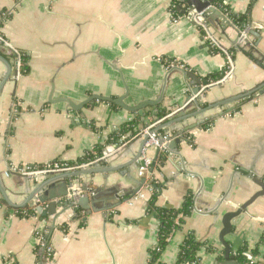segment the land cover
Wrapping results in <instances>:
<instances>
[{
  "label": "crops",
  "instance_id": "obj_1",
  "mask_svg": "<svg viewBox=\"0 0 264 264\" xmlns=\"http://www.w3.org/2000/svg\"><path fill=\"white\" fill-rule=\"evenodd\" d=\"M223 1L235 13L249 10L257 37L214 17L203 21L202 36L200 24L172 15L171 0H0V32L30 59L25 75H16L14 62H8L11 74L0 90V264H149L158 222L146 200H129L152 181L160 184L158 206L179 208L188 192L193 196L191 213L168 239L159 262L174 264L188 233L201 244V264L222 256V215L260 189L249 173L264 182V0ZM207 42L234 49L233 57L210 53ZM162 57L172 63L165 67ZM227 64L221 82L203 84ZM175 67L194 73L202 84H191ZM8 72L0 60V83ZM165 79L157 106L170 114L155 130L171 132L170 142L180 141L173 152L148 150L152 164L142 173V136L129 144L122 138L108 142L110 133L134 114L101 101L75 112L62 100L77 104L92 94L114 98L127 87L124 102L135 105L156 99ZM261 86L262 92L244 97L248 100L237 112L221 113V104L233 106L243 98L228 99ZM204 102L208 107L199 108ZM144 111L150 112L148 119H156L157 108ZM214 117L210 128L199 127ZM97 144L106 147L102 155L70 170L85 172L71 180L38 189L50 173L23 176L12 171L56 160L74 162ZM250 168L254 173H248ZM64 181L80 187V196L88 197L95 210L86 214L62 197L56 199L55 215L38 213L36 207L46 211L48 201L37 198L50 187L54 193L63 191ZM24 207L37 213L19 215L17 209ZM232 225L226 237L232 254L245 245L246 251L264 258V195Z\"/></svg>",
  "mask_w": 264,
  "mask_h": 264
},
{
  "label": "trees",
  "instance_id": "obj_2",
  "mask_svg": "<svg viewBox=\"0 0 264 264\" xmlns=\"http://www.w3.org/2000/svg\"><path fill=\"white\" fill-rule=\"evenodd\" d=\"M200 1H209L210 5L213 6L215 9L220 11L221 14H223L228 21L231 22L233 26H235L240 31H245L250 26V18H249V10L245 13H235L233 12L229 6L223 1V0H200ZM178 7H180L182 10L185 11V13L188 11L187 5L185 3H182L181 0H171L170 4V12L174 17L179 16H185L186 14H181L178 11ZM206 27V24H200L199 29L202 36L205 35L204 28ZM207 47L209 49V52L212 54H220L224 56L227 60H231L230 57H233L235 50L234 49H224L222 47H219L218 45H213L210 42H207ZM8 43L6 41L5 36L0 32V56H2L6 61L8 62H15L17 61V72L18 74L25 75L29 72V55L24 50H18L14 49L13 53L12 51H8ZM249 56H251L250 53H248ZM161 62L165 67H168L170 63H172L171 59H167L165 57L161 58ZM175 64L179 65L178 62H175ZM229 68V65L227 64L226 67H224L220 72H214L209 75H207L204 78V82L208 83H218L221 82L225 76V73L227 72ZM248 98H243L240 101H238L233 106L227 105V104H221L220 107L221 113L223 115H232L235 112H237L240 108V106L246 101ZM112 108H119L115 104L111 102H107ZM94 104V102L92 103ZM209 104L207 103H201L199 104V108L205 109L208 107ZM157 108V112L154 116H156V119H151L149 117L150 112H145L143 116L134 115L133 119L129 122L123 123L120 125L116 130L112 131L110 133V140L108 142H117L120 138H123L124 143L129 144L133 140L139 138L141 136V131L149 127L150 129H155L158 124L161 123V121L166 120V116H168L170 113L166 111L165 109H161L159 106H155ZM214 118H208L203 120L201 123H199V127L202 129H208L210 126H212L214 122ZM91 128L96 130V126L92 123L90 124ZM159 134L164 135L166 133V130L161 129L158 131ZM184 137L188 136L187 132L183 133ZM105 145L104 144H97L94 149L90 152H86L83 157L80 159L74 161V162H62L66 167L74 169H79L80 166L83 164H87L90 162L95 161L98 159L104 150ZM160 162H163L164 156L160 155L159 157ZM151 191L149 192V196L146 197V207L147 210L154 213L155 218L158 222V238H157V244L156 247L150 251V260L149 264H162L159 262V257L163 250L166 248V245L168 243V239L172 235V233L176 230H179L181 225L184 222V219L186 216H188L192 211L193 206V196L192 193L188 192L183 199V202L179 208H173V207H166V206H158L156 204V200L158 197V194L160 193V184L156 183L155 181H152L149 183ZM80 209L78 207L74 208V213L77 217L80 216ZM17 212L21 216H31L36 214L34 208L24 207L17 209ZM61 229L66 231L65 225L61 226ZM45 238V237H44ZM260 242H264V235L260 239ZM201 248V244L198 243L195 239L192 233H188L184 236L183 242L180 246V249L178 251L177 259L174 264H201L200 263V257L198 256V252ZM246 246L243 245L242 247H239L235 252L234 255L236 256L237 260L240 264H251L248 262V260L243 256V253L246 251ZM253 255H257V252L250 251ZM255 264H264V262H256Z\"/></svg>",
  "mask_w": 264,
  "mask_h": 264
},
{
  "label": "water",
  "instance_id": "obj_3",
  "mask_svg": "<svg viewBox=\"0 0 264 264\" xmlns=\"http://www.w3.org/2000/svg\"><path fill=\"white\" fill-rule=\"evenodd\" d=\"M181 2L185 3V5H187L188 11L185 13V11L182 10L180 7L177 8L178 11L181 14H186L187 19L190 20L191 22H193L194 24H197V23L203 24V21L205 20L206 17L219 18V19H221L222 22L229 23L227 18L224 15H222L220 13V11H218L217 9H215L213 6L210 5L209 1L181 0ZM248 33H250L256 37L258 35V33L253 31L250 28V26L245 31V34H248ZM13 50L14 49L9 45L8 51H12L13 53H15ZM0 60L7 65L8 71H9L8 75H6V77L0 83V90H1L3 84L5 83V81L8 79V77L11 74L12 66L2 56H0ZM17 64H18L17 61H15L14 62L15 67L17 66ZM175 69H179V68L175 67ZM179 71H181L183 73L184 77H188L191 79V84H196L197 86L202 84L199 77L197 75H195L194 73H192L190 71L183 70V69H179ZM17 73L18 72L16 69L15 74L17 75ZM165 83H166V79L164 81V85L162 87L160 95L156 99H154V100H143V101H141L135 105H128L127 103L124 102V99L128 95L127 87H125V93L123 95L118 96V97H114V98L108 97V96H100L97 94H92V95H89L84 101L77 103V104L73 103L70 99L65 98L62 100L67 104V106L69 108H71L75 112L81 111L83 108L87 107L91 102L101 101V102H105V103L111 102V103L115 104L117 107H119V108H121V109H123L129 113H132V114L138 115V116H143L144 110L146 108L155 107V106L160 104V101H161L162 96H163V90H164ZM203 84L206 85V82H203ZM194 91L195 92H193V93H197L199 91V89L195 88ZM262 91L263 90H262V86H261V87H258L256 89H253L251 91H247V92L243 93L242 95H238V96L234 97L233 99H228V100L229 101L239 100L241 98L251 96V95L255 94L256 92H262ZM146 139H147V136H145L143 138V145H144ZM179 141H180V139H175V140L169 142L166 145L165 149H169V151L173 152L174 146L176 144H178ZM141 152H142V150H141ZM140 155H141V153H140ZM140 155H139V157H140ZM139 162L142 165L141 161H139ZM82 172H84V171L76 170V171H66V172H51L49 174L50 180L37 185L36 188H38V189L43 188L44 186L48 185L52 181L59 180V179L65 180V178H67V179L71 180V178L74 175H78V173L80 174ZM249 172L254 173L252 168H250V171H248V173ZM39 175L41 176L43 174H39ZM249 176H251L252 181L254 183H256L260 189L257 192H255L247 201H245L244 203L239 205L236 209H234L232 211H228L222 215L221 229H220L219 234H218V241L220 242V244L223 247V254L219 258H215L210 264H240L239 261L237 260L236 256L234 254H232L230 245H229L228 241L226 240V237L232 234V226H233L232 222H233V220L236 217H238L240 214L245 212L248 205H250L257 197L264 195V182L260 178H258L257 176H255V175L252 176L251 173H249ZM62 187H64L65 189L63 191H59L57 193H54L52 187L46 189V191H44L43 195H41L39 198H37V200L39 203H44V202L48 201V208L46 211H43L41 206H37L36 211L38 213H40L42 216L55 215V210H56V207L58 206L56 199L62 198V197L67 198V204L68 205H70V206L78 205L83 210L86 211V214H88L90 212V210H93V211L95 210L89 205L90 199H88V197H82V195L81 196L76 195L77 189H79L80 187H77L75 184L73 185L71 182H68V181L67 182L64 181V183H62ZM83 220H85V218Z\"/></svg>",
  "mask_w": 264,
  "mask_h": 264
},
{
  "label": "built area",
  "instance_id": "obj_4",
  "mask_svg": "<svg viewBox=\"0 0 264 264\" xmlns=\"http://www.w3.org/2000/svg\"><path fill=\"white\" fill-rule=\"evenodd\" d=\"M141 136L144 138L147 136V139L143 145L141 155L139 157V160L141 161L142 165L140 166V173L147 171V169L151 166L152 161L151 159L146 155L148 150L150 149H158V150H164L166 145L170 142L172 139V133L166 132L164 135L159 134L158 131L155 129H150L149 127L144 128L141 131ZM120 142H124L123 138L120 140ZM126 144V142L124 143ZM85 164H83L84 166ZM72 170L71 168L66 167L63 163L60 161H52L42 167L37 166H23V167H16L12 171L14 173L23 175V176H37L39 174H47L51 172H66ZM151 191L149 184H146L141 187L140 190L136 192V194L130 198L129 202L135 199H141L146 200V193H149ZM76 195H80V190L77 189ZM38 202V200H37ZM42 246L46 247L45 243H40ZM48 255L51 254V248H47ZM243 256L248 260L249 263L255 264L256 262H264L263 257H259L258 255H253L249 251H245L243 253ZM49 256L46 257L45 261H49Z\"/></svg>",
  "mask_w": 264,
  "mask_h": 264
}]
</instances>
